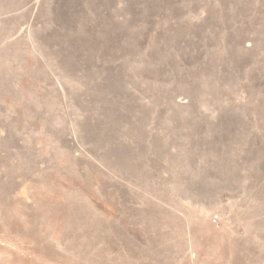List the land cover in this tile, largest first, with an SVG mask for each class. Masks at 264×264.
Segmentation results:
<instances>
[{"label":"rangeland","instance_id":"1","mask_svg":"<svg viewBox=\"0 0 264 264\" xmlns=\"http://www.w3.org/2000/svg\"><path fill=\"white\" fill-rule=\"evenodd\" d=\"M0 264H264V0H0Z\"/></svg>","mask_w":264,"mask_h":264},{"label":"bare ground","instance_id":"2","mask_svg":"<svg viewBox=\"0 0 264 264\" xmlns=\"http://www.w3.org/2000/svg\"><path fill=\"white\" fill-rule=\"evenodd\" d=\"M117 108H118V107H117ZM106 116H107V115H106ZM111 151H112V150H111ZM110 194H111V193H110ZM110 196H111V195H110ZM112 196H113V195H112ZM112 196H111V197H112ZM113 199H114V198H113ZM112 210H113V209H112ZM113 211H114V210H113ZM111 213H112V212H111ZM108 214H109V213H108ZM108 214H107V215H108ZM109 215H110V214H109ZM113 215H114V214H113ZM113 215H111L112 218H113ZM115 215H116V214H115ZM109 217H110V216H109ZM114 218H115V217H114ZM118 218H119V217H118ZM98 219H99V218H98ZM115 219H116V218H115ZM124 219H126V218H124ZM111 220H112V219H111ZM116 220H117V219H116ZM127 220H128V219H127ZM121 221H123V220H121ZM115 222H116V221H115ZM125 222H126V221H125ZM101 223H102V222H101ZM103 223H104V222H103ZM106 223H107V222H106ZM122 223H123V222H122ZM122 223H121V224H122ZM127 223H128V222H127ZM122 225H124V224H122ZM125 225H126V224H125ZM106 226H107V225H106ZM127 226H128V225H127ZM107 227H108V226H107ZM123 227H124V226H123ZM128 227H129V226H128ZM124 228H126V227H124ZM131 228H132V227H131ZM127 229H128V228H127ZM129 229H130V228H129ZM129 229H128V230H129ZM130 231H132V230L130 229ZM90 232H91V231H90ZM112 233H113V232H112ZM127 234H128V232H127ZM109 237H110V236H109Z\"/></svg>","mask_w":264,"mask_h":264}]
</instances>
